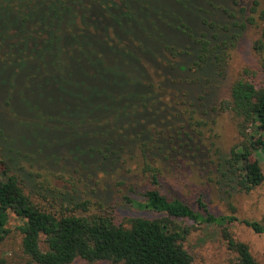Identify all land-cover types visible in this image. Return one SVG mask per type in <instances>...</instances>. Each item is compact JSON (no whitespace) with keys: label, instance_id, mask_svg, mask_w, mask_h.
Listing matches in <instances>:
<instances>
[{"label":"rangeland","instance_id":"374dc122","mask_svg":"<svg viewBox=\"0 0 264 264\" xmlns=\"http://www.w3.org/2000/svg\"><path fill=\"white\" fill-rule=\"evenodd\" d=\"M218 4L231 8L235 14L230 17L215 11V17L206 16L211 19L209 22L215 18L223 25L234 27L230 33L235 36L234 45L227 64L221 70L208 69L204 76L193 71L192 59L176 56L161 47L155 59L158 71L156 67L152 71L150 67L144 68L148 76H144L143 82H153L154 87L144 91L145 105L139 103L144 114L140 123L150 139L152 152L136 148V135L132 131L128 141L119 139L111 146L114 154L102 153L109 154L108 158L100 155V148L109 145L113 135L138 125L132 113L125 110L129 91L115 92V101L109 103L114 114L104 118L99 110L104 108L109 94L99 96L96 92L105 87L100 82L104 72L99 71V65L87 66L63 44V49H67L62 53L63 66L67 65L63 70L45 67L42 62L37 67L39 62L35 58L48 54L39 52L41 48H36L33 42L29 46L33 45L34 52L23 53L24 46L18 44L20 32L13 30L12 41L0 46V81L9 79V85H1L0 92V154L6 162L0 165V172L11 168L25 193L43 210L60 214L67 209L76 216H102L116 224H125L133 216L154 217L152 213H140L128 202L129 197L153 189L171 193L195 210L202 200L219 219V225L176 220L182 227H192L184 247L194 263L235 264L236 256L224 238L227 232L249 247L258 264H264V234H255L244 224L245 221L264 223V188L243 192L234 183L221 181L218 172L219 163L242 143L235 118L220 107L229 101V88L242 70L255 64L252 43L259 33L241 27L245 15L238 12L231 0H218ZM246 5L250 9L251 4ZM144 9L146 13L153 12ZM54 15L38 9L33 17L50 21ZM189 16L196 32L207 31L198 17ZM4 21L5 16L0 13V23ZM172 38L178 47L186 46L187 40L179 32ZM13 45L15 48L11 50ZM23 61H27L24 67ZM85 72L89 74L84 75ZM114 75H110V80ZM62 77L68 81L63 93L62 85L51 81ZM187 79L192 82L188 84ZM195 80L197 83H193ZM10 83L14 85L12 100ZM205 86L212 87L211 97L203 94ZM20 91L26 93L24 98ZM50 99L54 102L50 103ZM121 147L125 150L121 151ZM82 203L86 204L85 208L74 209ZM8 216L7 229L11 236L3 246L2 257L12 264H35L20 248L17 229L24 221L11 211ZM73 264L92 263L78 260Z\"/></svg>","mask_w":264,"mask_h":264},{"label":"trees","instance_id":"16d2710c","mask_svg":"<svg viewBox=\"0 0 264 264\" xmlns=\"http://www.w3.org/2000/svg\"><path fill=\"white\" fill-rule=\"evenodd\" d=\"M231 3L245 15V23L241 27L254 29L259 36L252 43L255 64L242 70L229 88V101L220 107L221 111H228L235 118L242 143L219 163L218 172L221 181L227 180L249 193L258 187L264 188V0H231ZM246 4H251L250 9ZM144 7L153 12L146 13ZM38 9H46L55 15L50 21L46 18L36 20L33 14ZM230 10L220 6L218 0H0V13L5 16V21L0 23V46L11 42L14 38L11 32L18 30L21 35L18 44L24 46L23 53L26 50L33 53L34 45L41 48L39 52L50 56L35 58L39 62L37 67L42 62L45 67L50 65L49 68L63 70L67 65L63 66L62 53L67 49L76 52L78 59L87 66L99 65V71L104 72V79L100 82L105 87L96 92L99 96L109 94L104 108L99 110L102 116H112L109 103L115 101V92L127 89L129 95L125 110L138 121L136 127L113 135L108 143L110 146L100 148V155L103 152L114 154L111 146L119 139L128 141L132 131L136 135V148L152 152L150 139L140 123L143 111L139 103L145 105L144 91L154 87L153 82H143L144 76H148L144 68L150 67L152 71L160 48L166 47L176 56L192 59L191 68L196 73L206 76L208 69H223L234 45L235 36L230 34L234 27L223 25L215 18L209 22L211 19L206 16L212 14L215 17V11H219L234 17ZM191 14L201 20L207 31L196 32ZM28 28L31 33H28ZM177 32L186 38V46L178 47L173 43L176 39L172 35ZM32 42L33 45L29 46ZM63 44L67 49H63ZM68 54L71 55L70 52ZM26 62L23 61L21 66H26ZM87 74L85 72L84 75ZM110 75L115 78L110 80ZM8 80L0 81V92L3 89L1 85H9ZM51 81L62 85L61 93L66 92L63 86L68 81L64 77ZM187 82L190 84L192 81L187 79ZM206 82L210 80L206 79ZM13 88L11 84L10 100L14 97ZM20 93L24 98L26 93ZM211 93L212 87L203 88L206 97H211ZM49 102L54 101L50 99ZM120 149L125 150L124 147ZM102 156L108 158L109 154ZM1 164L6 162L0 154ZM154 182H157L155 176ZM128 202L140 213L155 216H133L127 218L125 224H116L102 216H76L67 209L60 214L52 213L32 201L11 168L7 167L0 172V264H12L2 257L3 246L11 236L7 229L10 211L24 221V225L17 229L21 236L20 248L35 264H73L78 260L92 264H195L184 247L192 227H182L176 220L198 225L220 223L202 200L195 210L175 195L163 194L156 189L135 198L129 197ZM85 205H76L74 209L85 208ZM244 224L255 234H264V223L245 221ZM224 238L236 256L235 264H258L245 243L237 242L227 232Z\"/></svg>","mask_w":264,"mask_h":264}]
</instances>
